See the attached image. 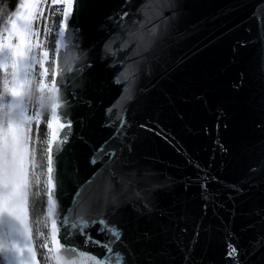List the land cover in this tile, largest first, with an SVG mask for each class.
<instances>
[{
  "label": "water",
  "instance_id": "95a60500",
  "mask_svg": "<svg viewBox=\"0 0 264 264\" xmlns=\"http://www.w3.org/2000/svg\"><path fill=\"white\" fill-rule=\"evenodd\" d=\"M77 2L67 51L81 59L60 109L72 133L55 164L61 242L67 232L66 247L97 259L88 234L126 244L128 264H264V0ZM106 141L121 162L93 165ZM100 218L121 243L99 224L79 234Z\"/></svg>",
  "mask_w": 264,
  "mask_h": 264
},
{
  "label": "snow or ice",
  "instance_id": "6c2138e0",
  "mask_svg": "<svg viewBox=\"0 0 264 264\" xmlns=\"http://www.w3.org/2000/svg\"><path fill=\"white\" fill-rule=\"evenodd\" d=\"M57 7L62 22L57 25L58 39L50 73V53L39 41L40 32L35 22L42 19L45 12L51 16L52 8ZM74 7L78 16L83 5L77 0H51V7L46 3L42 6V0H25L14 18H8L0 30V264H39L34 245V228L29 216V200L33 195V188L42 183L38 171L42 164L37 154V141L33 136V122L37 126L38 136V128L45 111L49 117L46 121L49 135L42 149V154L46 157L47 177L43 181L47 192L45 226L47 221H50L51 225L50 233L41 245L50 254L45 258L46 261L50 259L53 264H128V258H134V253L126 244H122L121 249H116L112 243L93 240L90 234L87 235L85 243L91 242L103 247L106 254L102 259L86 255L82 251L77 252L76 248L66 247L70 235L67 232L64 243L59 238L62 229L69 227L65 216L59 220L56 218V193L58 190L62 192L63 186L56 179L55 164L62 146L69 142L72 133V121L67 119L64 122L60 109L63 106L61 88L65 74L73 71L77 59V56L69 55L67 51L75 47L74 36L78 34V30L71 28L69 24ZM127 15V12L123 13L120 19L123 20ZM111 19L110 17L109 20ZM154 19L156 18L147 20L148 24L153 25L149 30V35L153 36L157 32ZM47 31L45 29V32ZM61 49L65 50L63 59ZM115 82L120 83L119 78ZM33 87L38 94L37 99L32 98ZM107 111L111 113L113 109ZM125 124L126 121L121 118L117 136L122 133ZM106 126H111V123ZM107 144L106 141L95 150L91 159L93 165L100 162L115 166L121 162L119 149L106 150ZM207 182L205 180L202 183L205 191ZM76 195L78 197L80 193L77 192ZM96 224L101 226L98 232L110 233L116 243H121L123 230L115 223L109 224L106 218L93 220L91 224L83 221L79 234L85 235V230ZM70 227L76 229L77 224L73 223ZM36 232L39 236H45L38 226ZM73 253L76 254L75 257L70 258ZM227 254L229 257L238 255L237 248L231 243Z\"/></svg>",
  "mask_w": 264,
  "mask_h": 264
},
{
  "label": "trees",
  "instance_id": "16d2710c",
  "mask_svg": "<svg viewBox=\"0 0 264 264\" xmlns=\"http://www.w3.org/2000/svg\"><path fill=\"white\" fill-rule=\"evenodd\" d=\"M24 2L25 0H0V30L3 29L4 22L8 18H14L15 13L20 8V5ZM48 2L49 0H42V6L45 3L48 5ZM44 17H45V14L42 19H39L35 22V26L37 30L40 32L39 41L41 37ZM48 48L53 58V54L55 53V49H56V43L50 42L48 45ZM52 61L49 63L50 73L52 71ZM49 81H50V77H49ZM48 118H49L48 113L47 111H45L42 114V122L40 123L39 128H38V133H39L38 136L36 134L37 126H35L36 124L35 125L33 124V136H34V140L37 141V144H36L37 154L42 164L41 168L38 169V171L41 174L42 183L39 187L33 188V195L30 196V200H29V216H30V222L33 224V228H34V245L36 247L39 264H44V262L42 259V251L39 246V241L36 237V234H37L36 227L38 226L40 228L43 226V231H45V233H49L47 228L44 225H42V221H41L43 218H47V192H46V187L43 183V181L46 180L47 178L46 177V157L42 154V149L45 147V142L48 139V135H49V130L47 129V126H46V121Z\"/></svg>",
  "mask_w": 264,
  "mask_h": 264
},
{
  "label": "built area",
  "instance_id": "2783aa9c",
  "mask_svg": "<svg viewBox=\"0 0 264 264\" xmlns=\"http://www.w3.org/2000/svg\"><path fill=\"white\" fill-rule=\"evenodd\" d=\"M48 5L49 7H51V0H49ZM52 13L53 14L51 16L49 15L48 12L45 13L44 22H43L42 31H41V37H40V43L42 47L46 48L48 51H49V48H48L49 43L50 42L56 43L58 39L56 35L58 32L57 25L61 22V17H62L60 15L58 7L52 8ZM45 29H47L48 31L45 32Z\"/></svg>",
  "mask_w": 264,
  "mask_h": 264
},
{
  "label": "rangeland",
  "instance_id": "374dc122",
  "mask_svg": "<svg viewBox=\"0 0 264 264\" xmlns=\"http://www.w3.org/2000/svg\"><path fill=\"white\" fill-rule=\"evenodd\" d=\"M20 9V8H19ZM19 11V10H18ZM50 53V51H49ZM54 60V55H53V58H52V55L50 54V57H49V63ZM49 63H48V66H49ZM50 82V81H49ZM33 124L35 125V122H33ZM36 126V125H35ZM42 225L45 226V222H46V218H43L42 220ZM47 228V230L49 231L50 233V221H47V226H45ZM40 231H43V226L39 228ZM45 233V231H43ZM49 233H45V236H39L38 233L36 234V237L39 241V246H40V249L42 251V259H43V262L44 264H53V262L49 259L46 261V257H49L50 254L48 253L47 249L46 248H42L41 245L45 242V238L48 237ZM49 247H50V243H49Z\"/></svg>",
  "mask_w": 264,
  "mask_h": 264
},
{
  "label": "clouds",
  "instance_id": "9594fccd",
  "mask_svg": "<svg viewBox=\"0 0 264 264\" xmlns=\"http://www.w3.org/2000/svg\"><path fill=\"white\" fill-rule=\"evenodd\" d=\"M80 59H81V57L77 56V59H76L75 62H77V61L80 60ZM31 95H32V98H33V99H37V98H38V94L35 92V87H33V90H32ZM46 108H47V105H46Z\"/></svg>",
  "mask_w": 264,
  "mask_h": 264
}]
</instances>
